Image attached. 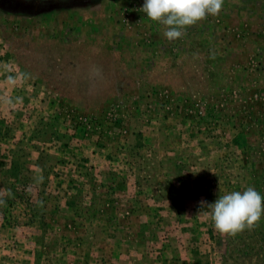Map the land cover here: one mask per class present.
Masks as SVG:
<instances>
[{
  "label": "rangeland",
  "instance_id": "rangeland-1",
  "mask_svg": "<svg viewBox=\"0 0 264 264\" xmlns=\"http://www.w3.org/2000/svg\"><path fill=\"white\" fill-rule=\"evenodd\" d=\"M143 4L0 0V264L264 258L201 205L264 196V0L173 41Z\"/></svg>",
  "mask_w": 264,
  "mask_h": 264
},
{
  "label": "clouds",
  "instance_id": "clouds-1",
  "mask_svg": "<svg viewBox=\"0 0 264 264\" xmlns=\"http://www.w3.org/2000/svg\"><path fill=\"white\" fill-rule=\"evenodd\" d=\"M224 0H144L141 10L147 18L162 24L169 41L180 39L184 30L207 18L216 16ZM211 210L214 228L224 235H236L251 229L264 216V196L255 188L232 191L219 196L214 203L201 202Z\"/></svg>",
  "mask_w": 264,
  "mask_h": 264
},
{
  "label": "trees",
  "instance_id": "trees-1",
  "mask_svg": "<svg viewBox=\"0 0 264 264\" xmlns=\"http://www.w3.org/2000/svg\"><path fill=\"white\" fill-rule=\"evenodd\" d=\"M11 169H13V167H12ZM258 257L260 258V259L258 260V264H263V262H264V258L261 257V254L258 255Z\"/></svg>",
  "mask_w": 264,
  "mask_h": 264
}]
</instances>
